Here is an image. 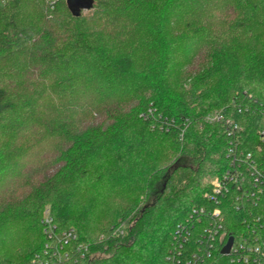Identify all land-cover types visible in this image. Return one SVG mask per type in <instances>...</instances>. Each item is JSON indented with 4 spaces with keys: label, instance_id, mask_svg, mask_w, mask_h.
I'll return each instance as SVG.
<instances>
[{
    "label": "trees",
    "instance_id": "trees-1",
    "mask_svg": "<svg viewBox=\"0 0 264 264\" xmlns=\"http://www.w3.org/2000/svg\"><path fill=\"white\" fill-rule=\"evenodd\" d=\"M91 1L75 13L69 0H0V264H32L47 208L77 230L66 264H168L174 233L214 207L209 182L229 168L209 114L244 126L264 166V0ZM150 105L188 120L184 137L154 131ZM234 201L204 264H230L228 237L264 223V194L244 211ZM206 222L190 223L180 264Z\"/></svg>",
    "mask_w": 264,
    "mask_h": 264
},
{
    "label": "built area",
    "instance_id": "built-area-1",
    "mask_svg": "<svg viewBox=\"0 0 264 264\" xmlns=\"http://www.w3.org/2000/svg\"><path fill=\"white\" fill-rule=\"evenodd\" d=\"M259 115L260 123L257 134L263 143L264 104L259 106ZM141 118L151 123L154 131L169 133L179 130L181 138L184 137L189 126L188 120H185L180 126L175 118L160 114L154 105H150ZM203 125H220L222 127L226 142L225 159L229 168L210 182L212 192L208 195V199L213 202L214 207L212 209L205 207L195 209L188 223L180 225L174 233L172 247L167 258L168 264H180L183 261L192 236L190 223L206 220V225L202 232L200 231L197 241L199 250L193 251L187 260V264H204L206 259L211 257L218 242L224 239L227 231L222 203L233 196L236 210L244 211L249 203L256 204V201L264 194V166L260 165L253 152L246 151L242 147L244 126L221 112L205 116ZM251 221L248 234L229 236L222 247L223 249L230 237H233L230 252L224 255L229 258L230 264H264V223L259 216L253 217ZM42 225L46 243L42 252L35 256L32 264H66L74 254L72 246L78 240L77 230L70 228L59 231L49 208L45 209L43 213Z\"/></svg>",
    "mask_w": 264,
    "mask_h": 264
},
{
    "label": "water",
    "instance_id": "water-1",
    "mask_svg": "<svg viewBox=\"0 0 264 264\" xmlns=\"http://www.w3.org/2000/svg\"><path fill=\"white\" fill-rule=\"evenodd\" d=\"M71 1H72V0H69L70 5H71ZM78 1L80 2V7H79V8L74 9V8H72V6H71L72 10H73L75 13H79V12L81 11V9H84V10L90 9L91 6H92V1H91V0H78ZM232 245H233V237H230V239H229L227 245L222 249V252H221L222 255H227V254H229Z\"/></svg>",
    "mask_w": 264,
    "mask_h": 264
},
{
    "label": "rangeland",
    "instance_id": "rangeland-1",
    "mask_svg": "<svg viewBox=\"0 0 264 264\" xmlns=\"http://www.w3.org/2000/svg\"><path fill=\"white\" fill-rule=\"evenodd\" d=\"M71 6H72V8H74V9H77V8H79L80 7V2L78 1V0H72L71 1ZM212 180H210V182H211ZM209 182V183H210Z\"/></svg>",
    "mask_w": 264,
    "mask_h": 264
}]
</instances>
